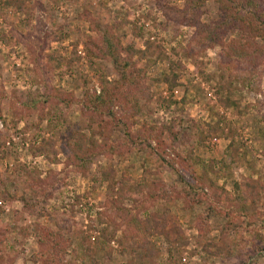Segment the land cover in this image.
Listing matches in <instances>:
<instances>
[{
	"label": "rangeland",
	"instance_id": "obj_1",
	"mask_svg": "<svg viewBox=\"0 0 264 264\" xmlns=\"http://www.w3.org/2000/svg\"><path fill=\"white\" fill-rule=\"evenodd\" d=\"M4 1L0 0V117L4 120L0 118V192L6 190L12 196L17 188L18 193L11 201L0 195V240H5L0 264H42L33 259L38 251L34 227L46 225L48 217L38 218L17 200L26 185L37 191L40 207L48 213L70 222L72 230L81 228L94 246L110 248L108 264H239L241 260L264 264V215H257L253 223L241 216L237 233H232L236 245L231 253L210 257L197 238L215 242L226 219L208 215L213 203L209 196L188 210L183 203L185 193H179L185 184L180 174L189 175L181 159L190 148L191 156L215 161L217 168L224 161L226 175L212 176L227 190L248 178L264 185V70L252 71L249 61L237 62L232 57L228 68L226 62L221 63L220 46L194 40V28L185 25L186 15L179 13L184 0H25L22 10ZM201 12V22H208L215 17L216 4L208 0ZM94 22L100 29L111 28L123 45L146 51L141 59L135 56L137 66L145 71V88L144 95L143 91L139 94L142 108L134 129L173 120L181 134L176 141L165 136L164 155H159L152 141L154 150L96 153L90 169L82 172L59 150L63 139L72 134L84 135L90 146L81 107L55 100L43 104L38 81L42 77L80 100L86 88L99 93L104 80L117 77L109 59L92 58L84 49V38L97 36ZM172 65H181L183 70H176L177 85L169 90L158 79ZM225 96L238 107L219 105L218 98ZM215 112L236 129V159L229 155V139L207 136L200 141L205 123L221 127ZM110 127L112 142L123 144L121 129L113 123ZM48 139L54 142L53 149L40 150ZM108 167L113 170L114 184H125L123 176L141 178L144 168L150 173L143 182H136L130 196L117 200L115 190L109 191L102 179ZM161 191L167 193L168 201L153 197ZM256 206L264 214L263 198ZM155 214L175 218V237L150 229ZM132 217L137 219V230L129 224ZM101 256V250L96 252L99 262ZM67 258L74 263L79 260L72 252Z\"/></svg>",
	"mask_w": 264,
	"mask_h": 264
},
{
	"label": "trees",
	"instance_id": "obj_2",
	"mask_svg": "<svg viewBox=\"0 0 264 264\" xmlns=\"http://www.w3.org/2000/svg\"><path fill=\"white\" fill-rule=\"evenodd\" d=\"M207 1L184 0L183 10L179 12L180 15H186L184 18L185 25L194 28L193 39L209 47L220 46L221 63L226 62L228 68L232 63V57L237 62L238 60L239 62L249 61L252 71L264 70V0H212L217 7L215 17L208 22H201V10ZM4 3L15 6L17 10H22L23 6L25 7V0H5ZM92 30L96 31L97 36L96 38L86 36L82 42L84 49L87 55L92 58L109 59L112 62L117 74L114 80H104L99 93L86 88L80 100H75L74 95L70 92L50 86L42 80V77L38 81L45 97L42 100L43 104L55 100L64 105L70 103L80 105L82 124L86 126L90 134L88 138L90 146L87 145L84 135L72 134L69 139H63L59 150L69 159L71 157L72 163L82 172H87L90 169L91 159L96 153L112 154L116 151L125 150L123 148L141 150L144 147L151 149L152 141L155 142V149L159 155H164L166 138L170 139L171 137L172 141H176L181 134L180 130H175L173 120L161 126L144 124L140 128L134 129V125L138 122L135 117L142 108L140 105L142 98L139 97V94L145 88L143 85L145 71L142 67L137 66L135 56L141 59L146 51L137 50L133 45H123L111 28L100 29L97 22H94ZM150 48L151 46L148 44L147 49ZM176 70H183V68L181 65H172L169 68V73H163L158 79L169 90L177 85L179 73H176ZM143 95L141 96L144 97ZM217 103L225 108L238 107V104L229 96L218 98ZM212 109L213 105L210 106V111ZM213 115L222 122V125L219 127L205 123L206 129L200 130V141L203 142L207 136L229 139V155L233 159L238 158L239 148L235 141L236 129L219 112H215ZM1 120L4 121L2 118ZM112 123L114 128L121 129L123 132V144L112 142L110 138V124ZM43 145L40 150H44L46 146L53 149L54 142L49 139L43 140ZM152 148L154 150V147ZM53 151L56 154V151ZM192 151L193 149L190 148L186 157L181 159V162L185 163L189 175L184 178L180 174V179L185 184L179 193L182 195L185 193L183 203L185 209L188 210L192 209L202 197L209 196L211 198L213 203L210 206H214V209L210 207L208 215L223 216L226 223L219 227V236L215 242H206L203 240V236H198L197 243L207 256H227L231 253L232 246L236 245L232 233H237L240 217L245 216L249 223H253L257 215H264L258 212L256 208V202L264 199V185L248 178L243 183L235 182L232 191L227 190L224 185H219L213 177L220 178L226 175L228 169L224 161H221L217 168L215 161L205 162L198 156H191ZM243 153L242 155L245 154ZM142 173L141 178L123 176V179L127 181L125 184L122 182L114 184V174L110 167L102 171L101 175L102 179L107 182L108 190L113 193L115 190L116 199L123 200V198L131 195V191H133L131 189L137 185L136 182H143L150 171L144 168ZM129 183H131L130 187ZM16 193H18L17 188L12 196H9L6 190H2L0 195L11 201L16 199ZM166 194L161 191L153 197L166 199ZM18 197L17 200L31 214H35L38 218L48 217L46 225L37 223L34 227L38 246V251L33 256L34 261L42 264H108L111 261L112 252L110 248L94 246L90 236L86 235L81 228L72 230L70 222L61 221L57 216L51 215L45 208L40 207L37 191L33 187L24 186ZM248 199L251 200L250 205L252 204V207L246 204ZM151 219L154 224L150 229L155 228V234L160 232V234L164 233L167 236H176L175 233L178 229L175 218L169 214L162 216L155 214V216H151ZM136 222L137 219L132 217L129 224L137 230ZM166 225L169 227L165 229ZM207 232H209V227L205 229V233ZM23 235L26 236L27 233L23 232ZM73 238H77V241L74 242ZM4 241L0 240V261L2 260L1 253ZM100 250L102 251L101 262L95 257L96 252ZM69 251L72 252V256L78 257V263L68 260ZM147 255L144 258L150 257ZM239 264H250V262L241 260Z\"/></svg>",
	"mask_w": 264,
	"mask_h": 264
}]
</instances>
